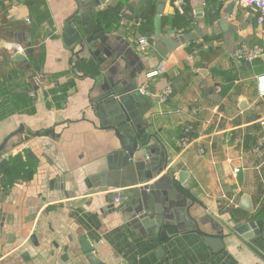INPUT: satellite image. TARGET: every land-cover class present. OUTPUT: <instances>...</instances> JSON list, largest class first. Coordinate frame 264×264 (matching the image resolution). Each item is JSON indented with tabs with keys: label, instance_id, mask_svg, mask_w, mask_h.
Masks as SVG:
<instances>
[{
	"label": "crops",
	"instance_id": "crops-1",
	"mask_svg": "<svg viewBox=\"0 0 264 264\" xmlns=\"http://www.w3.org/2000/svg\"><path fill=\"white\" fill-rule=\"evenodd\" d=\"M86 3L0 0V264H264V145L254 150L264 57L248 67L231 56L242 42L264 47L256 10L166 0L160 35H204L162 58L157 0H106L93 8L101 34L91 40L78 15ZM68 20L84 40L63 42ZM141 35L152 38L147 52ZM160 60L164 73L146 79ZM189 125L191 144L180 150ZM114 128L143 141L132 161ZM130 187L139 199L111 195ZM149 196L164 217L157 227L136 212ZM249 221L251 238L233 231ZM167 228L177 232L164 237Z\"/></svg>",
	"mask_w": 264,
	"mask_h": 264
},
{
	"label": "water",
	"instance_id": "water-1",
	"mask_svg": "<svg viewBox=\"0 0 264 264\" xmlns=\"http://www.w3.org/2000/svg\"><path fill=\"white\" fill-rule=\"evenodd\" d=\"M81 2H85L88 0H80ZM90 1V0H89ZM106 0H91V6L89 4L84 5L81 10L79 11L78 15L80 17V27L82 28L83 31H85V27H87V30L89 32L92 33V36H89L86 40L90 39L93 37V39H96L100 34L101 31L99 30V28L95 25V22L92 18H94L95 12L93 11L96 9V7L98 5L104 4ZM166 0H157V5H156V16L154 19V27H155V36H154V41H153V48L154 50L159 54V56H161L162 58H167L169 52L173 51L175 48H177L178 46H180L182 43L186 42H190L192 40H195L197 38H201L204 34L203 31L198 28L195 27L194 30L187 32L185 34H183L180 37H176V38H165V36L160 35V15L163 13L164 11V4H165ZM171 1V0H170ZM235 2H237L238 0H234ZM165 12V11H164ZM173 10H170L169 13H173ZM77 14V13H76ZM231 14V12H230ZM203 13L200 10L199 12L196 13V20L197 21H202L203 20ZM73 21V20H72ZM71 20H68L64 26H63V32H62V38H63V42L66 45H69L73 42L79 41V40H84L83 36H82V32L79 30L78 27H75L71 24L72 22ZM224 22V20H221ZM90 22V26H87V24ZM166 45V46H164ZM245 65L250 67L251 66V62H245ZM241 107L242 109L245 108L246 104L244 102H241ZM115 134L119 140V144H120V148L121 150H123V152L127 153V157L129 158V161H132L133 155L135 153V151L138 148V145L141 144L143 141H139L136 139L135 136H130L127 133H120L119 130L117 128H114ZM145 144V143H144ZM175 178L171 179V184L175 185L177 183H181V176L179 177V180H174ZM134 181L130 182V185L135 184ZM142 190H147L148 189V185H145L141 188ZM142 192V191H141ZM113 196V198H131L134 197L135 199H139L140 198V188L138 187H130V188H122L119 191H114L111 194ZM141 201V200H140ZM152 197L149 196V199L147 201H141V206L138 210H136L137 214H141V216H139L138 219H142L143 221L146 219L148 221L154 220V223L157 225H161L163 223H165L164 221V217L161 214H155L152 211L153 208V204H152ZM156 210L158 212L159 209L156 208ZM254 226V222L249 221V222H245L243 224H240L238 226H236L234 228V232L238 235H241L244 239H249L252 237V232H248L250 231V228H252ZM177 232V229L175 228H167L165 230V232H163V236H169L171 234H175ZM201 234H203V238L204 240L209 243L212 248H214L213 250H217L221 247H223V243L221 240V237H213L212 235L209 234H205L201 231H198Z\"/></svg>",
	"mask_w": 264,
	"mask_h": 264
},
{
	"label": "built area",
	"instance_id": "built-area-1",
	"mask_svg": "<svg viewBox=\"0 0 264 264\" xmlns=\"http://www.w3.org/2000/svg\"><path fill=\"white\" fill-rule=\"evenodd\" d=\"M180 2V0H176ZM238 7L244 12L248 13L249 9L254 8L256 10L255 24L257 26H262L264 24V0H238ZM152 38L149 36L141 35L137 38V44L140 49L143 51H148L150 49V40ZM12 47L16 52L23 53L25 48L23 45L18 43H12ZM231 56L240 62H253L264 57V47L262 46H252L247 42H242L236 45L232 52ZM165 71V61L160 60L154 68H152L148 73H146V79H153L157 76H161ZM256 89L257 95L261 98L264 97V72H261L256 75ZM172 94V89L170 85L162 87L158 93L157 98L161 103H166ZM260 124L264 126V117L260 120ZM192 126L189 125L185 127V134L181 136L176 141V146L183 150L191 144L192 138H190L189 133ZM264 145V131L258 137L257 143L254 147V150L260 149ZM234 172H237V169H234ZM118 198H115V201H118Z\"/></svg>",
	"mask_w": 264,
	"mask_h": 264
},
{
	"label": "trees",
	"instance_id": "trees-1",
	"mask_svg": "<svg viewBox=\"0 0 264 264\" xmlns=\"http://www.w3.org/2000/svg\"><path fill=\"white\" fill-rule=\"evenodd\" d=\"M151 33H152V27L148 26L147 29H146V34H151ZM253 63H255V61H253ZM262 71H264V66L261 68L260 72H262Z\"/></svg>",
	"mask_w": 264,
	"mask_h": 264
}]
</instances>
